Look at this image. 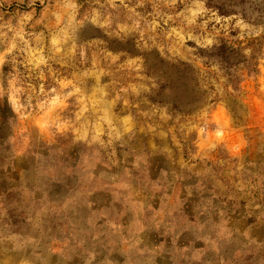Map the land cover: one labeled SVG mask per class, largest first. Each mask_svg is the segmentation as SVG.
Returning a JSON list of instances; mask_svg holds the SVG:
<instances>
[{"label": "rangeland", "instance_id": "1", "mask_svg": "<svg viewBox=\"0 0 264 264\" xmlns=\"http://www.w3.org/2000/svg\"><path fill=\"white\" fill-rule=\"evenodd\" d=\"M0 264H264V0H0Z\"/></svg>", "mask_w": 264, "mask_h": 264}, {"label": "trees", "instance_id": "2", "mask_svg": "<svg viewBox=\"0 0 264 264\" xmlns=\"http://www.w3.org/2000/svg\"><path fill=\"white\" fill-rule=\"evenodd\" d=\"M192 113H193L192 111H191V112H187L188 115H190V114H192Z\"/></svg>", "mask_w": 264, "mask_h": 264}]
</instances>
